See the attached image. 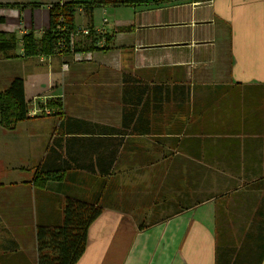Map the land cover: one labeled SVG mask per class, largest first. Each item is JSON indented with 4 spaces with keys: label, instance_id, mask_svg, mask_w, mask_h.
<instances>
[{
    "label": "crops",
    "instance_id": "0c3cea01",
    "mask_svg": "<svg viewBox=\"0 0 264 264\" xmlns=\"http://www.w3.org/2000/svg\"><path fill=\"white\" fill-rule=\"evenodd\" d=\"M88 1L0 0V31L17 40L15 58L0 56V92L22 78L27 104L50 110L11 130L0 126V264H38V224L62 220L67 198L100 194L108 207L90 225L77 264H217L226 240H240L239 248L249 231L260 239L264 0H148L140 13L134 5L108 6L101 9L111 23L92 20L110 35L107 49L24 56L22 36H41L53 3ZM186 2L206 8L191 26L210 32L181 40L150 34L155 26L184 25L175 11ZM85 18L77 9L76 25L86 27ZM126 76L133 101L148 86L129 126ZM155 85L163 88L154 92ZM254 87H262V98ZM200 136L206 140L198 144ZM197 164L236 166L206 175L199 190L208 195L200 201L209 199L199 204ZM43 166V177L51 175L44 186L35 181ZM154 220L161 222L140 229Z\"/></svg>",
    "mask_w": 264,
    "mask_h": 264
},
{
    "label": "trees",
    "instance_id": "16d2710c",
    "mask_svg": "<svg viewBox=\"0 0 264 264\" xmlns=\"http://www.w3.org/2000/svg\"><path fill=\"white\" fill-rule=\"evenodd\" d=\"M146 1L148 0H90L88 2L53 3L51 5L50 25L43 31L41 36L37 37L33 32L22 36L21 41L24 56L40 57L105 50L107 49L110 35L97 32L92 27L95 9L108 5L115 7L139 5ZM77 9L83 10L85 16L88 17V26L81 28L76 25L75 14ZM82 30H89V33L84 35ZM102 40H104L103 46H98V43ZM16 42V37L12 33L0 31V56L6 59L15 58ZM124 79V125L129 126L133 118L132 114L141 105L140 97L145 93L148 86L140 89L137 101H133L127 95L129 93V82L131 81L127 76ZM156 88L161 89L163 86L155 85L154 92H156ZM179 88L183 90L184 86L181 85ZM254 88L259 89V97L262 98V87ZM168 90L169 88L167 87ZM153 99L154 108H156L158 100H156V97ZM28 107L29 104L26 102L24 93V80L22 78H15L11 81L7 90L0 92V126L11 130L19 122L29 119L30 117L27 114ZM118 134H121V132H118ZM118 138V141H123L122 137ZM205 140L202 136L197 138L198 144ZM176 151L188 153V150L183 148ZM172 155H174L173 151L166 154L165 157L169 158ZM196 155L198 159L201 158L200 150H198ZM172 166L168 173L172 171ZM196 166L198 204L209 199L206 198L200 201L203 195H208L206 192L204 194L199 190L204 188L203 181L206 175L210 177L213 173L220 171L228 170L234 173L236 171V166L205 164H197ZM44 169L45 167L43 166L40 172H37L38 176L35 179L37 185L44 186L50 179V177H47L51 176L49 174L45 178L43 177L45 173ZM100 184L102 190L105 187L106 181L103 180ZM105 207H108V204L105 203L104 197L101 194L91 199L67 198L62 220H56V223L52 226L38 224V264H77L86 250L88 229L100 216ZM184 209V207H180L173 214L166 217L182 213ZM159 222L161 221L139 222V227L143 229ZM256 231L260 232L261 230ZM257 234L249 231L239 248L237 247V242H240V240H226L224 246L227 250L221 253V246L218 247L217 264H262L264 260V235L259 239V235ZM257 242H261L258 248L250 245ZM253 251L255 253H252Z\"/></svg>",
    "mask_w": 264,
    "mask_h": 264
},
{
    "label": "rangeland",
    "instance_id": "374dc122",
    "mask_svg": "<svg viewBox=\"0 0 264 264\" xmlns=\"http://www.w3.org/2000/svg\"><path fill=\"white\" fill-rule=\"evenodd\" d=\"M110 7H112V5H108ZM108 6H104V7H108ZM135 8L137 9L138 13H140L141 8L140 6L134 5ZM133 6V7H134ZM104 7H98L95 9L94 13H93V17L95 18V24H101V22L103 21L104 18H107L110 23L112 22V15H106L102 12L101 8ZM115 7V6H113ZM177 7V6H176ZM206 8L204 6L201 7H193L192 4L186 2L185 4H180V7L175 11V18L177 17V22H183L184 25H170L168 26L166 25H162V26H155L152 27L150 29V34L153 37H157V39H175V40H181L184 38L190 39L196 36V34H200L203 31L206 32H210L211 31V27L209 25H193L191 26V23H195V21H199L200 17H202V15L206 12ZM174 18V19H175ZM85 21L87 22L88 26V17L85 18ZM176 21V20H174ZM144 34H146V31L144 29ZM68 66V65H67ZM63 69H67L64 68V65L62 66Z\"/></svg>",
    "mask_w": 264,
    "mask_h": 264
},
{
    "label": "built area",
    "instance_id": "2783aa9c",
    "mask_svg": "<svg viewBox=\"0 0 264 264\" xmlns=\"http://www.w3.org/2000/svg\"><path fill=\"white\" fill-rule=\"evenodd\" d=\"M105 22H108V20L107 19H105L104 20ZM83 32V34L84 35H86V34H88L89 33V30H82ZM102 33H104L103 31H102ZM103 41L104 40H102L101 42H99L98 43V46H103ZM68 66H67V64H64V68H67ZM47 104L46 103H43V104H39V103H31V104H29V107H28V116L30 117V118H32V117H37V116H41V115H43V114H48L49 113V108H48V106H46Z\"/></svg>",
    "mask_w": 264,
    "mask_h": 264
}]
</instances>
